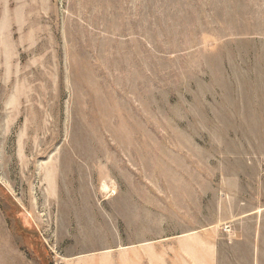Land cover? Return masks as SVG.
<instances>
[{
  "label": "rangeland",
  "instance_id": "1",
  "mask_svg": "<svg viewBox=\"0 0 264 264\" xmlns=\"http://www.w3.org/2000/svg\"><path fill=\"white\" fill-rule=\"evenodd\" d=\"M0 264H264V0H0Z\"/></svg>",
  "mask_w": 264,
  "mask_h": 264
}]
</instances>
